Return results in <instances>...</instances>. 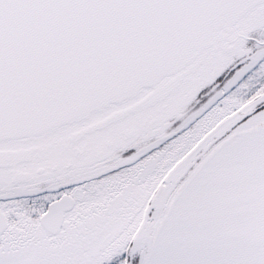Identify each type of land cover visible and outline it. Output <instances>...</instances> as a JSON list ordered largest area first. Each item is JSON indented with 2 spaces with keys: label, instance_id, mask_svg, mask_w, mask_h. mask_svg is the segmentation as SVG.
I'll return each mask as SVG.
<instances>
[{
  "label": "snow or ice",
  "instance_id": "obj_1",
  "mask_svg": "<svg viewBox=\"0 0 264 264\" xmlns=\"http://www.w3.org/2000/svg\"><path fill=\"white\" fill-rule=\"evenodd\" d=\"M0 264H264V0H0Z\"/></svg>",
  "mask_w": 264,
  "mask_h": 264
}]
</instances>
